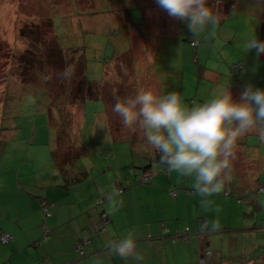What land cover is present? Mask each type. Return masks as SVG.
<instances>
[{"label": "rangeland", "instance_id": "374dc122", "mask_svg": "<svg viewBox=\"0 0 264 264\" xmlns=\"http://www.w3.org/2000/svg\"><path fill=\"white\" fill-rule=\"evenodd\" d=\"M253 1V5L245 2L243 4L245 6H242L238 12L244 15V26L255 31L259 40L263 26L264 41V0ZM126 3L129 4L127 7H125ZM148 5V0H0V107L9 106L6 111L5 109L0 110V122L8 124L13 122L16 125L12 128L15 130L9 136L0 133V189L7 190L5 186L17 187V183L29 185V178L34 171H38L40 166L43 167L48 159L53 160L56 165L53 155L56 154L57 159L61 161L65 152L70 157L78 154L76 155L78 158L75 157L77 158L76 167L69 166L76 172H79L78 167L86 163L90 164L92 160L93 165L102 160L106 166L113 165V163L119 164L121 170H116L115 175L124 176L125 179L130 180L128 183L131 187L138 183L142 177L141 163L151 161L152 148L148 145L144 129L138 122L131 128L125 127L121 117L112 109L117 100L125 95V66L131 67L132 91L135 94L142 91V85L146 80L156 82L154 86H146V89L160 90L163 88L158 85V82H163L164 79L172 76L171 69H165L164 63L160 67L154 62L147 61L148 65L144 66L145 61H137V55H131L130 52L125 53V44L133 43L126 38L125 10L130 15L131 24H137L138 12H144ZM47 16L52 17L53 23L55 17L63 16L66 26L58 23L51 31L45 24L48 20ZM26 21H29L31 26L26 25ZM21 28H25L28 35L39 36L33 37L36 46L32 45L30 39L26 40L21 37L19 34ZM129 32L132 35L133 31L129 30ZM52 36L57 37L56 41L59 40L62 56L64 60L66 57L67 61L63 66L64 61L57 59L54 64L57 68L62 67L59 69H55L49 59L53 51L49 45ZM75 39L85 41L87 46L88 56L85 52L84 56L89 67L85 70L84 81L106 79V82L110 83L112 82L110 78L118 75V72L122 76L119 77L123 89L119 96L115 97V103L112 101L106 103L105 97L92 100L82 98L80 92L78 95L71 94L82 87L81 81L77 79L80 73L76 72L81 71V66L78 65L82 63L83 54L75 47L80 48V43L73 45L78 42ZM26 44H29L30 50L40 55L41 60L34 59V64L30 62L34 56L29 52L30 55L26 57L27 53L23 51ZM160 44L163 46V52L159 61L168 64L173 62L170 58L173 54L170 52L176 42L166 38ZM221 48L218 43L217 49L214 52L212 50L213 56L210 61L212 68L223 64L218 53ZM240 51L244 56L249 57L250 62L253 61L255 50L251 54L238 48V52ZM23 55L24 57L21 58ZM71 55L77 57L75 62ZM175 57L180 61L179 53ZM256 58L264 66V57L256 56ZM193 63L192 69L195 68V71L192 70V77L195 80L199 76V71L195 61ZM68 66H71L74 71L70 78H65L62 73ZM200 71L198 96L208 92L209 89V82L204 77L202 69ZM190 73L191 71L186 69L185 77H189ZM259 74H262L260 80H264V72ZM219 78L221 83L228 81L226 73L221 74ZM40 81L47 87L40 85ZM195 87H191L192 92ZM45 88L48 90L46 91ZM164 90L168 93L171 88L164 86ZM63 92L70 93L69 99L80 100L75 109L73 105H69V99L65 100L66 96ZM51 103L55 104L51 106ZM183 103L186 104V101ZM10 109H12L11 112ZM3 112H10V118L1 117ZM58 112H66L68 116L72 113L76 122L73 123L70 120L68 125V120ZM62 124L63 128H61ZM77 136L86 150L85 153L81 147L78 150L73 147L77 143ZM6 138V144L3 146L1 143ZM94 142L101 145L102 149L95 147ZM258 145L259 163H262L264 162V146L263 144ZM260 175L261 181L244 188L243 191L250 190L251 194L245 197L241 204H238L233 197L224 196L223 191L218 195H213L208 203L207 213L212 212L215 216V221H212L211 227H208L210 231L212 230L211 233L209 231V238L217 244L213 248H217V254L220 255L217 258L225 261L224 264H252V261L254 264H263L258 261L264 260V194L258 192L257 189L260 185L264 186V166H259ZM17 189L20 190L19 187ZM182 190L181 194L185 193V189ZM186 215L187 213L184 212L183 216L186 217ZM185 222L181 218L182 227ZM161 241L168 243V247L165 248L173 246L177 253L179 244L194 249L195 260H191L187 255L185 258L184 255L175 259L177 264H201L196 246L192 244L189 246L188 243L174 240V238H165L157 242ZM160 253L163 260L167 255L168 264H174V258L166 249L160 250ZM242 253L246 256L241 260L239 257ZM249 258L251 262H245ZM207 264L217 263L208 262Z\"/></svg>", "mask_w": 264, "mask_h": 264}, {"label": "crops", "instance_id": "0c3cea01", "mask_svg": "<svg viewBox=\"0 0 264 264\" xmlns=\"http://www.w3.org/2000/svg\"><path fill=\"white\" fill-rule=\"evenodd\" d=\"M245 2L249 5L254 4L253 0H219V3L217 0H208L209 6L218 10L220 20L219 23L208 26L197 36H193L190 32L187 21L170 17L159 7L157 0H148V8L144 12H138L137 24L140 26L137 27V33L134 32L136 30L131 24L128 11L125 10L126 38L132 39V42L136 44L131 55H137V61L144 60V66H147V61H150L160 67L164 63L165 69H171L172 76L164 79L163 82H158L163 89H146V86L156 84L155 81L146 80L142 90H151L157 95H165L167 93L164 86H166L171 88L170 92L179 93L182 100L186 101L185 106L191 108L209 101L226 89H230L233 98L237 101L248 84L264 89V80H260L262 74H259L264 72V66L258 62L256 53L253 61L250 62L249 57L244 56L241 51L238 52V48L244 50L245 41L257 37L255 31L244 26V15L238 12L242 6H245L243 5ZM128 5L126 3L125 7ZM129 30H133L132 35ZM262 35L263 26L261 41ZM166 38L176 42L170 52L173 54V57H170L173 62L169 64L159 61L163 52L160 42L165 41ZM147 39H149L148 42L155 39L158 46L155 45L151 50L146 45ZM193 41L200 42L198 53L191 44ZM204 42L207 43L204 44ZM218 43L222 47L218 53L223 64L212 68L210 64L212 50L214 52L217 49ZM127 52L129 51L125 47V53ZM177 53L181 56L180 61L175 57ZM263 57L264 54L259 56V58ZM193 61L197 64V70L202 69L204 77L209 82L208 92L200 96H198L199 78L194 80L192 77V70L195 71V68L192 69ZM237 61L244 63L247 71L238 79H231L230 67ZM186 69L191 71L189 77H185ZM224 73L228 81L221 83L219 77ZM192 86H196L195 92H192ZM258 144L264 146V140L255 131L237 140L234 150L235 158L232 160V178L222 190L223 194L229 190L233 195H239L245 187L255 185L262 180L259 178L261 177L259 166H264V162L259 163ZM99 146L102 149L101 145ZM155 152L152 149L153 155L150 157V162L141 163L142 177L132 187L128 183L130 180L125 179L124 176L115 175L116 170H121L119 164L113 163L106 166V163L100 160L93 165L92 160L90 164L83 165L90 171L92 177L64 189L61 186L63 183L61 174L57 171L53 160L48 159L43 167L40 166L38 171L33 172L29 178V185L17 183L16 186L20 190L17 187L8 186H5L7 190L0 189V232H8L12 235L11 243L0 246V264H168L167 255L164 260L162 259L160 253L162 249H166L171 254L174 264H177L176 258L184 255L185 258L187 255L191 260H195L194 249L187 248L186 245H177V253L173 246L165 248L168 247L167 242L157 241L171 238L170 236L176 231H182L180 229L186 227L190 232H194L200 218H206L207 228L211 227L215 216L212 212L207 213L208 203L213 195L219 193L204 197L196 190L187 192L186 188H194L195 176H183L175 171L169 172L165 165L156 160ZM80 170L81 166L78 167V171ZM74 171L76 172L75 169ZM144 177L146 181L142 179ZM23 186H26L27 193L23 191ZM121 186L125 187L124 191L117 194L115 188ZM183 188L185 193L181 194ZM173 190L174 193L171 192ZM99 198L104 201L97 206L95 200ZM41 200L47 201L50 205L47 214L41 211ZM102 212L109 216L111 222L106 232L98 235L94 232L93 226L98 224ZM184 212L187 213L186 217L183 216ZM179 217L186 221L184 227L180 224ZM162 225L166 229L165 234L162 231ZM45 230H47L46 234ZM208 230L210 231L209 228ZM129 232H132L135 237L136 253L142 258L140 260L121 257L111 247L109 248L113 238L121 239ZM202 237L206 240L204 245L212 247L217 245L209 236ZM86 239L91 240L86 252L88 254L93 252V254L81 261L75 248L81 240ZM37 242L40 244H36ZM192 242H197L196 238H191L188 245L192 246ZM159 246L161 247L158 248ZM214 250L213 255L209 254L200 262L224 264L225 261L217 258L220 255L217 254L216 247ZM241 256L243 258L246 254L242 253ZM232 258L235 260V256ZM248 261L251 262L250 259ZM259 262L263 263L264 260Z\"/></svg>", "mask_w": 264, "mask_h": 264}, {"label": "clouds", "instance_id": "9594fccd", "mask_svg": "<svg viewBox=\"0 0 264 264\" xmlns=\"http://www.w3.org/2000/svg\"><path fill=\"white\" fill-rule=\"evenodd\" d=\"M157 4L170 17L187 21L193 36L220 20L218 10L209 6L208 0H157ZM243 48L247 53L255 50L260 56L264 54V41L253 37L244 42ZM73 71L68 66L62 75L70 78ZM112 110L125 127L138 122L148 145L159 153L160 163L169 172L195 176V190L204 197L220 193L231 180L238 139L255 131L264 140V89L252 84L244 87L238 101L226 89L191 108L175 91L157 95L142 90L117 100ZM109 246L121 257L142 259L136 253L132 232L110 241Z\"/></svg>", "mask_w": 264, "mask_h": 264}, {"label": "trees", "instance_id": "16d2710c", "mask_svg": "<svg viewBox=\"0 0 264 264\" xmlns=\"http://www.w3.org/2000/svg\"><path fill=\"white\" fill-rule=\"evenodd\" d=\"M220 1H229V0H220ZM47 18H48V20H47V23H45V24H46V26L47 25L49 26L51 31H53L54 26L58 25V23L63 24L64 27L66 26L65 25L66 23L63 20V16L55 17L54 18V20H55L54 23H53L52 17L47 16ZM26 22H27L26 25H30L29 21H26ZM133 26H134V29L136 30L134 32L137 33V31H138L137 27H139L140 25L139 24H133ZM39 31H40V29H39ZM19 34L21 35V37H23V39H26V40L30 39L32 41V45L36 46V43L33 42L35 40V39H33V37H39V36H33L34 34L28 35V33H26V29L25 28H21L20 31H19ZM56 38H57L56 36H54V38L52 36L51 40L49 41V45L51 46V49L53 50L51 52V55H49V59L52 61L53 67L55 69H59V68H62V67L60 66L59 68H57V66L54 64V63H56L57 59H61L62 62L64 61L63 62V66L66 65L67 61H66V57H65V60H64V57L62 56L63 52L61 51L62 49L60 48L59 40L56 41ZM75 40L78 41V39H75ZM131 41H132V39H131ZM148 41H149V39H147L146 45L149 46L151 48V50H153L154 46L157 45L156 42H155L156 40L154 39L151 42H148ZM262 41H263V35H262ZM193 42L196 43V44L193 45L192 42H191V44H192L193 48H195L196 52L198 53V47L200 45V42L199 41H193ZM68 43H67V45H68ZM78 43L81 44V45H79L80 48H78V46H75V47L77 48L78 51L82 52L83 55H82V59H81L82 63L80 65H78V66H81V71L80 72H76L75 71V72L76 73H80V75H79V77H77V79H78V81L79 80L81 81L82 87H81L80 90H77V92H75V93L72 92L71 94H77L78 95L79 92H80L82 98H88V99H92V100H97L100 97H105L104 100H105L106 103L109 102V101H112V102L115 103L116 102L115 101V97H118L120 91L123 89V86H122V84L120 82V77H122V76L118 72V75H115L113 78H110L109 73H107L109 78L112 81L110 83H107L106 79L102 80V81H99V80H92V81L85 80L84 81V74L86 72L85 70H88V67H89L88 61H87V59L84 56V52H85L86 56H88V52L86 51L87 46H86L85 41H78V42H75L73 45H76ZM132 44H134V46H132ZM132 44L131 43L125 44V47H126L127 51H129L130 53L136 47L135 42H133ZM23 51H24L25 54L27 53L26 57H28V55H30V53L32 54V56H34L32 61H30L32 64L35 63L34 59L35 60H41L40 59V55H38V53L33 52L32 50H30L29 44H26V46H24ZM71 56L73 57V61L75 62L77 57H74V55H71ZM23 57H24V55L21 56V58H23ZM24 60H26V62H28L27 59H24ZM238 64L242 65L243 71L235 72L234 67H236V65H238ZM198 71H199V76H198V78H199V77H201L200 76L201 75V71L199 70V68H198ZM246 71L247 70L245 68L244 63H242L241 61H237V62H234L231 65L229 74L231 76V79H238V77L241 74L245 73ZM131 76H132L131 67L130 66H125V95H124L125 98L128 97V96H135L136 95L132 91L133 90V87H132L133 86V82H132L133 78H131ZM40 82H41L40 85H42L43 87H47L46 85L43 84L42 81H40ZM97 83H100V85H96ZM45 90L47 91L48 89L45 88ZM60 94H62V93H60ZM63 95L66 96V98H65V100H66V99H69L68 96L70 95V93L67 94V92H65V93L63 92ZM124 96L120 97L119 100H123ZM68 103H69V105H73V109H75V107L78 106V103H80V100L69 99ZM2 104H3V102H2ZM54 104L55 103H51V106H53ZM8 108H9V106L7 105V106H5V108L2 107L0 110L3 111L5 109V111H6V109H8ZM11 110L12 109H10V112H11ZM10 112H7V113L3 112L1 117H6V119L10 118L9 117ZM58 113H59V115L65 117L68 120L67 121L68 125H69V121L70 120H72L73 123L76 122L75 116H73L72 113L69 116H68V114L66 112H58ZM68 117H69V119H68ZM116 118L120 119V117H118V116H116ZM15 126L16 125L13 122H10V124L4 123V122H0V133L8 134V136H9V134L13 130H15V129H12V128H15ZM63 127H64V125L62 124L61 128H63ZM56 128H57V126H56ZM6 141H7V138H6V140H3V142L1 144H3V146H4L6 144ZM76 141H77V143H75V145H73V147L75 149H77V150H78V148L81 147L83 149L84 153H85L86 150L80 144V142H79L80 139H78V136L76 138ZM77 145H78V147H77ZM94 146L95 147H100L99 144H97L96 142H94ZM76 155H78V154H76ZM76 155H72L70 157L65 152L64 158L61 161L59 159H57L56 154L53 155L54 160L56 161L55 167L57 166L56 169L59 172V174H61L62 179H63V183H62L61 186L64 189H68L70 186H72V185H74V184H76V183H78L80 181H83V180H85L87 178H91L92 177L90 171L86 170V167L81 166V170L79 172H75L73 169L69 168V166H75L76 159L78 158ZM75 157H77V158H75ZM155 158H156L157 161L160 162L159 153L155 152ZM24 187L25 186H23V191L27 193L28 190H27V188H24ZM121 188H123V191H124L125 187L121 186ZM117 189H119V187L115 188V190H117ZM186 191L194 192L195 191V187L194 188H186ZM257 191L264 194V186L260 185L258 187ZM171 192L173 193L174 190L171 191ZM98 193H100V192H98ZM225 193H227V195H225ZM250 194H251L250 190H245V191L242 190L239 195H233L232 192L229 191V190H226L224 192V196L235 198V200H236V202L238 204H241L243 202L244 198L249 196ZM30 198H33V197L30 196ZM103 201H104V199L99 198L98 200L97 199L95 200V203H96L97 206H99V205H101L103 203ZM49 206L50 205H49V203L47 201L41 200L40 208H41V211L44 214H47V210H48ZM102 216H105L107 218L108 222L105 225H103ZM110 222H111V219L108 217V215H106L104 212H102L101 215H100V220H99L98 224L93 226L94 232L96 234H98V235H101V234L105 233L106 229H107V226L110 224ZM162 231L164 232V234L166 233V229H165L164 225H162ZM44 232L46 234L47 230H45ZM208 232H209V230L207 228V220H206V218H200L199 219V223H198V227H197V229L194 232H190L189 229L186 227L182 231H176L170 237L174 238V240H181L182 242L190 243V240H185L184 233L189 234L193 239H195V235H197V234L206 235V237L209 236ZM5 236H7V240L6 239L3 240V237H5ZM118 240L119 239H117V238H115V239L113 238L112 241H118ZM42 241H40V243ZM11 242H12V235L10 233H8V232H0V246L8 244V243H11ZM90 242H91L90 239L89 240H87V239L86 240H81V242L75 248V251L79 255V259L81 261L83 259H85V258H88L91 254H93V252L91 254H88L86 252V248H87V246L89 245ZM40 243L37 242L36 244H40ZM191 244L196 246V252H197V255L200 258V261L201 260H205V258L208 257L209 254H212V255L214 254L215 250H214V248L212 246H207V245H204V244L199 246L198 242H192ZM109 248H110V246H109ZM255 250H256V248H255ZM241 257H240V259H241ZM249 259L251 260V258H249ZM245 262H248V260H246ZM201 264H204V263H201ZM252 264H254V261H252ZM263 264H264V262H263Z\"/></svg>", "mask_w": 264, "mask_h": 264}, {"label": "built area", "instance_id": "2783aa9c", "mask_svg": "<svg viewBox=\"0 0 264 264\" xmlns=\"http://www.w3.org/2000/svg\"><path fill=\"white\" fill-rule=\"evenodd\" d=\"M192 44L195 45L196 43L192 42ZM234 70H235V72L243 71V67H242V65L238 64V65H236V67H234ZM143 180H146V178H144ZM118 190H119V193H121L123 191V188L119 187ZM225 195H227V193H225ZM102 220H103V225H105L108 222L107 221V218L105 216H102ZM202 236H201V234L195 235V238H196L199 246H201L202 244H204V241H203L204 237H202ZM184 238H185V240H190L192 237L189 234L184 233ZM5 239L7 240V236L3 237V240H5Z\"/></svg>", "mask_w": 264, "mask_h": 264}]
</instances>
